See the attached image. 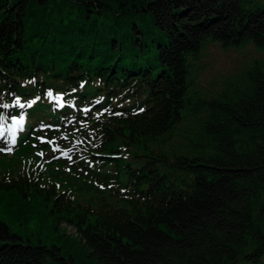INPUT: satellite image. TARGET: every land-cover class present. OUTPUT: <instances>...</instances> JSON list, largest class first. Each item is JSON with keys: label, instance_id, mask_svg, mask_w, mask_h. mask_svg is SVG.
<instances>
[{"label": "trees", "instance_id": "trees-1", "mask_svg": "<svg viewBox=\"0 0 264 264\" xmlns=\"http://www.w3.org/2000/svg\"><path fill=\"white\" fill-rule=\"evenodd\" d=\"M210 42L264 48V0H0V147L45 148L113 201L24 170L2 197L72 226L100 264H264V57L242 85L192 96L188 65ZM184 109L197 128L164 150ZM0 264L76 263L0 221Z\"/></svg>", "mask_w": 264, "mask_h": 264}, {"label": "rangeland", "instance_id": "rangeland-1", "mask_svg": "<svg viewBox=\"0 0 264 264\" xmlns=\"http://www.w3.org/2000/svg\"><path fill=\"white\" fill-rule=\"evenodd\" d=\"M262 57H264V48L256 47L250 42L227 48L221 47L216 42H210L201 49L197 58L190 60L187 76L188 92L192 96L209 95L224 88L229 81H236L242 85L245 70L252 66L253 60ZM196 122V116L190 110L184 109L181 120L162 139L164 150H169L170 147L179 149L185 142L189 143L188 138L184 137L188 136L189 131L197 128ZM24 127L20 125L18 132H21ZM13 140L15 141V137ZM13 140L8 138L3 141L6 147H0L11 149L0 153V180H8L12 175L24 170L25 173L26 171L34 172L38 175L42 185L64 191L74 200L89 203L91 206L96 207L104 200L113 201V198L108 196V190H103L72 168L59 162H46L43 152L47 149L35 147L31 142L15 148L17 144L13 143ZM8 191L9 189L5 187L0 188V192ZM28 193L29 191L27 195ZM23 216V213H19L12 194H6L3 197L0 194V221L7 223L14 233L23 238L29 237L33 241L40 239L43 243L62 245L66 254H73L76 264L81 261L88 264H100L97 259L88 254L86 247L73 240L75 230L69 224L59 221L53 226L51 220L47 218ZM66 242L71 244L68 252H66Z\"/></svg>", "mask_w": 264, "mask_h": 264}, {"label": "snow or ice", "instance_id": "snow-or-ice-1", "mask_svg": "<svg viewBox=\"0 0 264 264\" xmlns=\"http://www.w3.org/2000/svg\"><path fill=\"white\" fill-rule=\"evenodd\" d=\"M3 138V133L2 132H0V139H2ZM15 141L13 140V143H14ZM11 149L10 148H0V151H10Z\"/></svg>", "mask_w": 264, "mask_h": 264}]
</instances>
